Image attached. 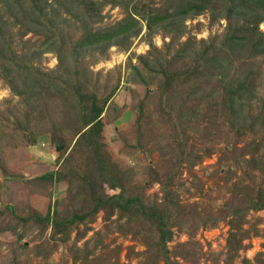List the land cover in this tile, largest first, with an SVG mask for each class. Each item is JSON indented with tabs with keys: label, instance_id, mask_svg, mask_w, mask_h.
<instances>
[{
	"label": "trees",
	"instance_id": "obj_1",
	"mask_svg": "<svg viewBox=\"0 0 264 264\" xmlns=\"http://www.w3.org/2000/svg\"><path fill=\"white\" fill-rule=\"evenodd\" d=\"M106 4L122 6L125 14L111 25L93 30L91 23L101 18V9ZM154 4V0H0V79L12 95L19 96L17 103L23 105L21 116L11 122L13 131L33 142L30 123L37 125L47 120L50 139L64 150L63 126L66 125L71 138L75 137L74 145L81 158L78 165L73 163L74 151H68L59 168L29 181L48 178L76 183L83 193L80 202L83 207L64 206L59 211L55 201L52 207L48 204L44 214L33 211L21 221L34 222L40 233L50 227V237L58 236L57 239L65 241L79 223L90 221L98 211L105 212L104 230L95 232L90 248L74 243L69 247L73 261L99 264V254L91 258L89 255L100 247L102 236L113 225L120 234L141 239L150 264H197L194 241L188 239L168 248L167 243L176 231L191 238L198 224L203 227L227 219V245L236 251L248 235V230L242 229L244 217L249 211L264 209V96L257 95L261 69L255 65L256 59L264 61V30L258 28L260 22L264 23V0H162L159 5ZM59 10L78 22L82 33L77 39H70L69 33L59 25ZM203 11L210 12L212 21L226 20L221 36L178 42L185 33L184 21ZM142 22L148 35L161 32L169 36L163 50L151 45L148 54L135 56L141 68L127 63L133 69L132 80L156 85L150 92L158 96L160 118L168 122L177 118L207 119L202 110H213L212 119L221 114V121L235 138L251 135L241 149L232 151L231 158L236 164L243 163L247 174L256 171L261 184L249 188L237 178L232 183L235 192H231L236 194V202L233 203L232 195L230 203L215 217L209 214L202 221L196 202L181 203L171 189L173 176L169 173L161 178L151 169L147 184L158 183L159 201L146 199L142 186L131 190L133 169L119 168L103 148L101 116L117 83L109 89L102 85L105 94L98 95L94 84L90 87L92 71L82 58L93 52L103 56L114 45L127 49L130 39L140 33ZM14 26L19 36L33 33L42 36V40L33 47L16 50L7 40ZM50 51L56 54L53 69L34 65L42 53ZM149 54L153 56L148 57ZM142 106L143 102L139 101V112ZM32 113L33 117L29 118ZM183 139H175L176 168L184 162L191 165L201 159L195 150L186 151ZM227 146L235 147L230 142ZM225 171H230L228 166ZM103 187L111 192H105ZM113 214L115 218L110 220ZM195 215L199 223L191 221L186 226ZM7 229L13 227L0 228ZM259 255L256 262L264 264V258Z\"/></svg>",
	"mask_w": 264,
	"mask_h": 264
},
{
	"label": "rangeland",
	"instance_id": "obj_2",
	"mask_svg": "<svg viewBox=\"0 0 264 264\" xmlns=\"http://www.w3.org/2000/svg\"><path fill=\"white\" fill-rule=\"evenodd\" d=\"M161 1L154 0V5H159ZM58 13L59 25L69 33L70 39H77L82 33L78 22H73L71 16L62 10ZM100 14L101 18L91 23L93 30L111 25L122 18L125 12L120 5L106 4ZM184 24L185 33L178 42L188 38L198 41L219 37L226 20L218 18L212 21L210 12L203 11L192 18H187ZM258 28L264 30V23L260 22ZM7 40L12 48L20 50L38 44L42 36L33 33L19 36L14 26L10 29ZM168 40L169 36L161 32L148 35L142 22L140 33L130 39L127 49L110 46L105 55L89 53L82 61L92 71L90 87L94 84L98 95L105 94L106 90L102 85L106 84L105 89H109L117 83L115 93L107 102L101 116L103 122L101 142L110 160L119 168L133 169L130 178L133 185L131 190L142 186L146 199L159 201L161 193L158 183L147 184L151 178V169L161 178L169 173L173 176L171 189L177 194L180 202L184 204L196 202L198 216L203 221L209 214L215 217L225 204L230 203L233 195L231 192H235L232 191V183L237 178L252 188L261 184V176L256 171L247 174L244 172V164L240 162L236 164L231 158L234 149L238 151L251 139L250 134L235 138L226 123L221 121V114L217 113L216 118L212 119L215 115L213 110H202L207 119L195 117L192 120L184 118L173 119L170 122L163 120L157 111L158 96L150 92L156 85L130 78L133 69L127 66V63L130 61L132 65L141 68L135 56L148 54L151 45L163 50ZM152 56L153 54L148 55ZM56 62V54L50 51L42 53L40 59L34 61V65L49 70L55 67ZM255 65L261 69L256 88L257 95L261 97L264 96V61L256 59ZM141 71L144 73L143 69ZM18 100L19 96L12 95L4 81L0 79V228L13 227L0 230V264H92L89 260L84 263L80 260L73 261L69 247L74 243L81 248L84 246L90 248L93 238L96 237L95 232L104 230L105 212L98 211L90 221L79 223L65 241L57 239L58 236L50 237V227L40 233L34 222L21 221V218L27 217L33 211L44 214L48 204L52 207L55 201L58 203L59 211L63 210L64 206L81 207L83 193L76 183L71 185L66 180L49 181L48 178H43L29 181L59 168L62 157L68 151H74L73 163L78 165L81 158L76 152L75 137L71 138L66 125L63 126V142L66 146L64 150L63 146L50 139L47 120L37 125H34L35 122L30 123L34 134L33 142H29L26 136L17 135L12 129L11 122L23 113V105L18 104ZM139 101L143 102L141 112L137 108ZM258 103L257 101L256 104ZM28 117L32 118L33 113ZM179 137L184 138L186 151L191 148L201 154L199 161L191 165L184 162L176 168L173 148L175 139ZM229 142L234 143L235 147H226ZM207 150L208 154L204 152ZM227 166L229 172L225 171ZM103 188L105 192H111L108 188ZM234 197L236 194L233 195V203L236 202ZM199 217L189 218L186 226L191 221L199 223ZM114 218L113 214L110 220ZM243 221L242 229L248 230V235L241 240L242 246L236 251L227 245L229 233L227 219L203 227L198 224L191 238L182 231H176L167 246L172 249L177 243L188 239L194 241L197 264H258L256 262L258 254L261 253L260 258H264V209L249 211ZM110 227L112 229L107 230L102 236L100 247L96 248L89 258L99 254V264H150V258L141 239L130 234L122 235L114 230L113 225ZM236 238L237 236L233 241Z\"/></svg>",
	"mask_w": 264,
	"mask_h": 264
},
{
	"label": "water",
	"instance_id": "obj_3",
	"mask_svg": "<svg viewBox=\"0 0 264 264\" xmlns=\"http://www.w3.org/2000/svg\"><path fill=\"white\" fill-rule=\"evenodd\" d=\"M57 147L59 148V145H57ZM58 148H57V149H58Z\"/></svg>",
	"mask_w": 264,
	"mask_h": 264
}]
</instances>
